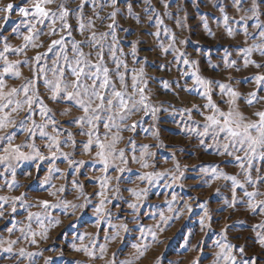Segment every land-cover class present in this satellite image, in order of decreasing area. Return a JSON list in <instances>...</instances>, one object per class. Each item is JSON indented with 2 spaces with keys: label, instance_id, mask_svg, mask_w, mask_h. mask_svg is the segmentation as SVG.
I'll return each mask as SVG.
<instances>
[{
  "label": "rangeland",
  "instance_id": "1",
  "mask_svg": "<svg viewBox=\"0 0 264 264\" xmlns=\"http://www.w3.org/2000/svg\"><path fill=\"white\" fill-rule=\"evenodd\" d=\"M80 2L54 0L46 7L55 11L64 4L75 9ZM254 3L258 6L255 14ZM8 4L13 7L5 11ZM32 4L33 0H0V52L4 53L0 57V72L7 66L6 62L20 61L17 67L21 73L18 77L11 73L0 76L6 84L3 91L22 88L28 80H34L39 97L52 112L42 117L40 104L36 103L32 119L43 123L54 118L56 125L49 124L45 131L55 133L59 130L61 141H64L69 135L67 130L71 129L75 144L61 143V150L71 155L53 157L50 152L56 149H49V138L40 135L39 129L33 136L18 127L29 114L26 105L16 112L11 111L15 105L0 110V115L8 112L15 121L0 130V135L11 134V143L23 145L21 151L25 153H32L34 143L43 157L0 163V197L6 198L0 200V212H3L0 216V264H122L125 261L127 264H215L217 260L220 264H264V244L258 235L264 234V211L249 208L251 201L244 194L245 190L264 193V184L257 182L249 186L245 183V170L239 167L234 156L220 154L223 149L215 146L211 129L207 136L199 135L204 131L207 116L214 110L207 107L204 87L196 82L197 74L213 81L210 85L212 99L222 111L238 107L246 122L259 120L255 113L264 111V99H261L264 97V81H257L256 76H264V54L261 51L264 38L260 36L264 31V0H170L169 7H165L162 0H117L115 5L111 0H95V3L89 0L81 11L85 23L91 21L92 24L83 33L78 28L80 14L76 11H71L66 21L57 18L55 25L50 18L39 23ZM21 8L29 9L27 16L21 13ZM113 11H116L115 17L110 15ZM225 16L228 17L227 23ZM158 20L163 24H158ZM65 22L71 28L62 30L61 25ZM109 24L113 25L111 30ZM30 25H35L39 33L35 39L37 47L29 44L25 48L23 37L30 34ZM50 26L55 27V33L50 32ZM92 31L97 34L108 32L109 42L112 32L115 33L117 58L127 65L126 69L120 68L126 73L127 93H136L135 99L139 100L136 88L132 87V69L143 67L147 85L145 94L149 97L147 103L157 109L155 118L151 112L145 114L142 108L135 110L126 121L134 125V130L112 129L113 133L119 132L123 137L116 146L125 151L131 170L119 173L110 168L106 175L119 179H112L103 189L104 165L96 157L97 146L85 151L84 143L88 137L82 134L80 125L71 123L72 117L83 115L82 111L67 100H53L50 87L44 83L45 74L37 75L39 69L45 68L46 77L55 79L54 70L61 67L65 70V78L71 79L68 65L63 60L65 53L59 46L53 47L52 51L48 48L53 40L63 36L67 42L66 54L71 59L73 38L84 40ZM157 31L159 36L154 35ZM173 34L179 53L173 49L165 51L172 43ZM5 43L9 46L6 52ZM134 46L135 55L132 53ZM17 48L24 51H14ZM247 48L252 49L251 54L244 51ZM83 51H91V59L96 60L97 49L84 46ZM37 53L46 54L39 64L24 63L26 58L31 59ZM104 60L114 73L116 65L107 44ZM185 60L189 63H184ZM246 60L254 63L246 64ZM112 78L120 88L118 75L113 74ZM221 83L230 85L239 93L235 105L227 102L228 96L219 88ZM250 93H255L251 104L247 102ZM23 98L22 92L15 97L18 100ZM186 108L190 111H185ZM65 109L71 111L63 115ZM104 122L99 125L101 140L105 139L107 131ZM27 123L32 126L31 120ZM107 139H112V135L109 134ZM217 139L223 143L225 134L221 133ZM142 145H149V151L153 153L147 158L148 168L142 167ZM5 147L7 141H0V155H4ZM230 151L244 156L243 151ZM134 156L137 159L134 160ZM69 160H83L84 163L70 167ZM177 162L183 176L179 182L173 183L167 173L179 175L175 166ZM209 166L237 176L244 185L237 188V202L233 206L226 203L232 201L234 195L231 181L211 178L210 173L202 171ZM50 169L58 171L50 172ZM165 170V175L151 182L140 179L145 172ZM250 171L254 176H264V160L254 159ZM61 187L63 191H59ZM132 189H146V192L138 198ZM101 191L107 199L104 201L105 211L98 215ZM18 196L22 199L15 200ZM173 196L176 197L174 201ZM256 199L264 200V195ZM41 200L59 206L48 208L47 216L30 220L29 212L44 211ZM61 201L71 202L76 207L60 204ZM132 204L136 207H130ZM170 206L172 211H169ZM162 215L170 219L164 222ZM42 223L47 227L46 233ZM122 224L127 225L126 230L117 227ZM12 241L15 243H10ZM217 241L232 245L229 249L233 256L231 261H224L216 255L221 251ZM82 246L94 255L77 250ZM9 247L11 251L7 250ZM21 249L25 251L24 255L20 254Z\"/></svg>",
  "mask_w": 264,
  "mask_h": 264
},
{
  "label": "snow or ice",
  "instance_id": "2",
  "mask_svg": "<svg viewBox=\"0 0 264 264\" xmlns=\"http://www.w3.org/2000/svg\"><path fill=\"white\" fill-rule=\"evenodd\" d=\"M54 0H33L32 7L35 9V17L39 18V23H43L44 19L50 18L52 20V24L55 25L56 19H60L61 21H66L67 17L69 16L71 11H76L80 14V19L78 22V28L83 33L89 26L92 24L91 21L85 23L83 19L82 8L83 6L89 2V0H81L80 4L76 5L75 9H72L70 6H66L61 4L57 7L55 11L46 7L49 4H52ZM92 3H95V0H91ZM147 2V0H146ZM112 5L117 3V0H111ZM162 3L165 7H169L170 0H162ZM12 4H8L5 11H10L12 9ZM258 6L254 3L252 5L253 13L255 14V9ZM128 10L132 11V6L129 4ZM147 10V9H146ZM21 13L25 16L28 15L29 9L21 8ZM223 11V10H222ZM111 17L116 16V11H113ZM244 19V17H241ZM225 22L227 23L228 17H224ZM158 24H163L162 20L157 21ZM30 34L25 35L23 38L25 40V48L31 44L33 47H37L35 43V39L38 36V30H36L35 25H30ZM71 28V25L67 24L66 22L61 25V29ZM108 28L111 30L113 28L112 24L108 25ZM55 27L50 26V32L55 33ZM167 31V29H165ZM247 32V29H245ZM229 33L231 34V29H229ZM68 35H71L69 32ZM154 35L159 36L160 32L157 31ZM109 36L108 32H97L92 31L89 36L85 37L84 40H76L73 38L71 43V50L73 56L71 59L66 54V47L67 42L65 41L64 37L61 36L59 39H55L52 41L51 45L48 48V51H52L53 47L59 46L63 55L64 62L68 65V73L71 79L65 78V70L61 67H57L55 71V79H48L46 77V69L41 68L39 69L37 75L40 73L45 74L44 83L48 85L52 91V99L53 100H67L72 104L73 107H78L83 115L72 117L71 123L78 124L81 127V132L83 135L88 137L87 141L84 143V150L89 151L91 150L93 145L97 146L96 157L103 163L104 168L103 172L105 175L102 177L101 187L102 189L110 183L112 179H119V177H110L107 174L110 168L114 169L119 173H123L125 171H130L131 169L128 168L127 165V158L125 151L123 149L117 148V143L123 137L119 134V132L113 133L112 129H127V130H134V125L127 124L126 121L130 119L132 113L137 110L138 108H142L145 114L151 112L153 117L155 118V114L157 109L151 105V103H147L149 97L145 94V89L147 87L144 77L145 72L143 67L140 69H132V87L136 88L137 93L139 95V100L135 99L136 93L128 94L127 93V83L125 80V72H121L120 68H127V65L120 59L117 58L116 55V45L118 43L117 37L114 32H112L111 41L107 40ZM260 36L264 38V31L260 32ZM175 41L176 37L172 35V43L168 45V48L165 49H173L179 53V49L175 48ZM184 43V41H181ZM108 45L109 53L113 59V62L116 65L115 72L113 73L112 70L107 67L106 62L104 60V47ZM135 45V42H134ZM84 46H88L90 49L95 48L97 51L95 52L96 60L93 61L91 59L92 52L89 51L85 53L83 51ZM9 46L7 43L4 45V51H8ZM14 51L23 52V48L14 49ZM135 46L132 48L133 55L136 54ZM245 52L251 54L252 49L247 48L244 49ZM262 54H264V49L261 50ZM4 55L3 52H0V57ZM45 53H37L35 57L24 60V63H31L35 62L39 64L45 58ZM254 63V61L246 60L245 63ZM57 65L59 61H55ZM184 63H189V61L185 60ZM7 66L3 69V72H0V76H4L5 74L11 73L14 76H20L21 73L17 67L20 64V61L15 62H6ZM113 74L118 75L119 82L121 87L117 88L116 82L113 80ZM257 81H264V76L258 75L256 76ZM196 82L199 85L204 87V95L207 97V107L209 109L214 110L212 114L207 116V120L204 126V131L200 132L199 135L207 136L209 134V130H212L213 133V141L215 146L218 149H223V152L220 154L223 155L227 153L230 156H234L235 160L239 162V167L245 170L246 172V180L245 183L251 186L259 182L260 184H264V176H254L252 174V161L254 159H261L264 160V111L256 112L255 115L259 117L258 121H247L246 117L243 115L241 111L237 108H230L227 112L222 111L217 103L212 99L211 95V87L210 85L213 81H209L207 79L201 78L198 74L196 75ZM143 85V86H142ZM6 87L5 81L0 79V110L8 108L10 105H15L11 108L12 112H16L18 109H22L25 105L28 108V115L19 122L18 127L22 128L25 132L29 135H35V130H40V135L49 138L48 147L49 149L55 148L56 151H51L50 155L53 157L57 156L58 154L61 156L68 157L71 153L64 152L61 150V143H72L75 144V140L71 129H68L69 135L61 141L59 130L55 133H49L45 131V129L51 125H56V120L54 118H49L46 122L37 123L34 119H32V115L35 113V109L33 105L36 103L40 104L39 113L42 117L49 116L52 112L46 104H44L43 100L39 97L38 90L36 89L34 80H28L22 88H12L8 92H4L3 89ZM219 88L221 92L228 96V103L230 105L236 104V98L239 96V93L236 92L231 88L230 85L227 84H219ZM23 93V100L15 99L20 93ZM248 103L251 104L253 99H255V93L249 94ZM264 99V97H261ZM193 107L198 108L199 105H193ZM71 109H65L62 113L63 115H67ZM185 111H190V109H185ZM107 113V115H102ZM31 120V127L28 126L27 121ZM102 121H106L103 123V127L107 130L105 132V139L101 140L100 136L98 135L99 132V125ZM15 123L11 119V114L5 112L3 115H0V130L9 127L10 124ZM87 127H86V126ZM253 132L256 134L253 135ZM225 134V141L221 143L217 137L221 134ZM112 135V139H107L108 135ZM13 136L11 134L0 135V141H7V147L3 149L4 155H0V163L9 161L11 159H32L34 157L43 158L37 148V146L33 143L31 145L33 151L32 153H25L21 151L23 145H13L11 143ZM130 141L132 138H129ZM211 147L212 145H208ZM143 151L141 154L142 160V167L148 168L150 164L148 163L149 157L153 155L149 151V145H142L141 146ZM230 149H235L238 151H243L244 156L241 157L235 154V151H230ZM133 151H135V144L133 143ZM133 159H137V157H133ZM119 161V163H117ZM69 166H73L77 163L83 164L84 161H75L69 160ZM247 165V167H246ZM177 173L168 172L167 174L171 176V180L173 183L179 182V180L183 176V172L180 170L179 162L176 163ZM58 171V169H50V172ZM205 173H210L211 178L213 179H220L223 178L226 181H231V187L233 192V199L232 201H226L229 206H233L237 202V196L235 195L237 188H243L244 185L241 184V181L235 175H227L223 171H220L218 167L209 166L207 168L202 169ZM256 171H259L258 169ZM167 170L162 172H145L140 176L141 180H148L151 182L154 178H159L160 176L165 175ZM45 183L48 182V179L45 178ZM59 191H63V187L59 189ZM118 191V189H117ZM133 193L137 195L139 198L141 194L146 192V189H140L137 191L136 189H132ZM219 191V190H218ZM245 196L251 201L248 204L249 208L253 210L259 209L264 211V200H257L256 197L260 195H264V193H260L259 191H247L245 190ZM102 200L100 202L101 206L97 209V214L103 213L105 211L104 208V201L107 199L105 196L104 191L100 193ZM6 199L5 197H0V200ZM15 200H21L22 197H15ZM176 199L175 196L172 197L174 201ZM26 202V201H25ZM171 201H169V205H171ZM40 204L42 205L44 211L43 212H36L32 213L29 212L28 218L31 220L33 217H40V216H47V209L48 208H55L59 206L58 204L50 203L48 200H41ZM60 204L70 205L71 207L75 208L76 205H72L71 202L68 201H61ZM83 206V205H81ZM130 207L135 208L136 204L130 205ZM186 207H190V205H186ZM13 211H15V207H13ZM169 211H172L171 206L169 207ZM3 215V212H0V216ZM207 217V212H205V218ZM170 217L161 216V220L167 222ZM202 218V222H203ZM59 223V221H56ZM122 229H127L126 224H122L117 226ZM42 229L46 233L47 227H45L42 223ZM11 231V229L9 230ZM119 235V232L116 233ZM154 235V234H153ZM260 237V242L264 244V234H258ZM35 233H33V237ZM35 240L33 239V243ZM10 243H15L14 241ZM219 244L221 251L218 252L216 255L223 259L224 261H231L233 256L229 249H231L232 245H224ZM139 248V245H137ZM11 251V247L7 249ZM88 253L89 256L94 255V252L90 251L87 247H83L82 249ZM104 248H101V252L103 253ZM243 251V249H241ZM20 254L24 255L25 251L23 249L20 250ZM31 255V253H28ZM114 264V262H112ZM122 264H127V262H122ZM215 264H220V261L217 260Z\"/></svg>",
  "mask_w": 264,
  "mask_h": 264
}]
</instances>
